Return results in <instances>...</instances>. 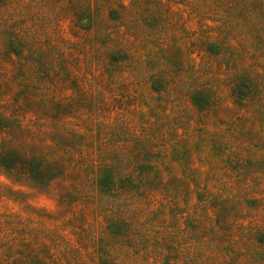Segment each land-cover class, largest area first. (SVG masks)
Masks as SVG:
<instances>
[{"label": "rangeland", "instance_id": "1", "mask_svg": "<svg viewBox=\"0 0 264 264\" xmlns=\"http://www.w3.org/2000/svg\"><path fill=\"white\" fill-rule=\"evenodd\" d=\"M0 175V264H264V0H0Z\"/></svg>", "mask_w": 264, "mask_h": 264}, {"label": "clouds", "instance_id": "2", "mask_svg": "<svg viewBox=\"0 0 264 264\" xmlns=\"http://www.w3.org/2000/svg\"><path fill=\"white\" fill-rule=\"evenodd\" d=\"M0 180L4 181L5 184L8 183V180L5 179V177L3 175H0Z\"/></svg>", "mask_w": 264, "mask_h": 264}, {"label": "trees", "instance_id": "3", "mask_svg": "<svg viewBox=\"0 0 264 264\" xmlns=\"http://www.w3.org/2000/svg\"><path fill=\"white\" fill-rule=\"evenodd\" d=\"M242 85H244V86H245V84H244V83H239V85H238V86H239V88H240V89H241V87H240V86H242ZM241 90H242V89H241ZM241 90H240V92H241ZM242 92H243V91H242ZM104 181H107V182H109V183L111 182V181H109V180H106V178L104 179Z\"/></svg>", "mask_w": 264, "mask_h": 264}]
</instances>
